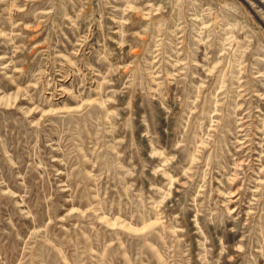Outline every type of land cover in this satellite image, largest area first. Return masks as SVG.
I'll list each match as a JSON object with an SVG mask.
<instances>
[{"label": "rangeland", "instance_id": "rangeland-1", "mask_svg": "<svg viewBox=\"0 0 264 264\" xmlns=\"http://www.w3.org/2000/svg\"><path fill=\"white\" fill-rule=\"evenodd\" d=\"M0 264H264V0H0Z\"/></svg>", "mask_w": 264, "mask_h": 264}]
</instances>
